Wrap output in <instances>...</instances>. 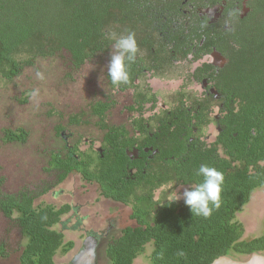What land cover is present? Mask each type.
Instances as JSON below:
<instances>
[{
  "label": "trees",
  "instance_id": "trees-1",
  "mask_svg": "<svg viewBox=\"0 0 264 264\" xmlns=\"http://www.w3.org/2000/svg\"><path fill=\"white\" fill-rule=\"evenodd\" d=\"M117 3L125 5L122 0H0V77L13 82L37 60L52 58L62 63L60 83L74 82L73 75L84 62L103 50L107 40L103 34L110 27V15L115 17ZM255 5L256 18L236 33L235 45L226 53L228 63L219 74L226 103L213 143L170 133L144 139L151 150L130 160L121 145H133L137 140L123 138L120 142L112 124L86 120L87 106L67 116L69 120L50 109L46 120L54 115L61 119L52 126L61 145L34 152L45 156L44 168L55 173V178L45 180L42 187L36 183L12 188L0 171V258L17 252L18 264H57L54 256L73 247L74 242L54 228L69 206L35 204L73 172L95 183L100 196L131 208L134 224L107 242L109 264H135L134 259L148 249L150 264H211L220 256L238 259L264 253V230L244 237L237 217L252 192L264 187V0H256ZM120 12L132 14L126 5ZM108 82L113 88L109 76ZM32 92L24 90L15 97L16 102L27 104ZM91 105V114L99 116L102 103ZM90 124L105 130V135L91 136L89 149L81 150L83 133L72 128ZM28 135L22 126L0 125L1 146L26 144ZM94 140L102 142L95 150ZM202 164L224 175L221 206L207 218L192 215L183 199L169 204L172 197H168L178 185L202 182L196 175ZM167 184L169 190L161 191L153 201L154 192Z\"/></svg>",
  "mask_w": 264,
  "mask_h": 264
},
{
  "label": "flooded vegetation",
  "instance_id": "flooded-vegetation-1",
  "mask_svg": "<svg viewBox=\"0 0 264 264\" xmlns=\"http://www.w3.org/2000/svg\"><path fill=\"white\" fill-rule=\"evenodd\" d=\"M122 1L132 11L131 17L121 13L125 5L117 3L115 17L111 14L107 25L114 27L117 33L126 30L135 33L137 58L129 67V81L118 88H110L108 82L107 64L111 51H114L111 41L106 40L99 55L84 62L83 67L89 68L88 79L93 80L86 83L88 90H92L88 93L91 101L87 104L90 113L86 112L85 119L91 122L102 119L112 124L118 129L120 142L123 138L136 139L134 146L132 143L128 145V142L127 146L121 145L130 160L140 159L142 152L151 150L152 145H144V139L166 137L170 133L181 135L182 138L188 135L189 140L200 138L207 145L213 143L219 130L217 122L226 103L219 89V74L228 63L226 53L233 49L236 33L241 26L256 18V0ZM215 52H219L224 60H220ZM72 80H75V74ZM97 101L103 107L99 116L92 115L89 109ZM90 126L93 130L88 128L82 134V142L88 144L86 150L92 144L91 136L105 135V130ZM210 136H213V140L208 141ZM95 142L98 143L97 147L94 146ZM101 145V141L94 140L92 149L100 148ZM41 173L44 174L38 181L41 187L45 180L52 181L55 178V173L43 166ZM169 188L167 184L157 189L153 201L159 199L161 191H168ZM58 194L62 192L52 193L55 196ZM105 199L129 207L128 220L134 224L130 218V206ZM43 204H52L56 208L69 206L64 214L76 209L68 203L58 206ZM59 223L64 226L65 222ZM80 230L79 237H83L80 248L66 264H98L100 240L95 237L93 230L85 227ZM115 236L117 234L105 239V249L107 242ZM105 249L102 257L108 261Z\"/></svg>",
  "mask_w": 264,
  "mask_h": 264
},
{
  "label": "rangeland",
  "instance_id": "rangeland-1",
  "mask_svg": "<svg viewBox=\"0 0 264 264\" xmlns=\"http://www.w3.org/2000/svg\"><path fill=\"white\" fill-rule=\"evenodd\" d=\"M108 30L115 31V28L109 27ZM61 67L62 63L58 59H40L36 61L34 67L23 71L13 82H7L0 77V125L22 126L29 131L26 144L14 143L6 147L0 144V171L7 178V185L12 188L38 184L44 175L41 173V167H44L45 156L34 150L37 148L51 150L61 145L52 129L54 121L61 119L54 115L46 120V113L53 109L56 113H63L62 119L64 120L71 114H77L91 101L88 93L92 89L88 90L86 83L93 80L88 79L90 74L88 66L82 67L78 73H75V81L67 86L60 83ZM26 89H31L33 92L28 103L21 105L16 102L15 97L21 95V92ZM90 127L88 125L72 128V130H78V133L82 134L86 133L88 128L92 131L93 128ZM64 133L69 135L67 130ZM77 136L75 135V138ZM82 139L84 137L81 138L79 146L81 150H85L88 144L83 143ZM207 140H213V136ZM94 146L97 147L98 143L95 142ZM59 190L62 194L52 195L53 192ZM182 190L183 187L177 186L172 189L170 196L172 197L175 191ZM38 203H53L57 206L68 203L76 208L61 216L60 222H65L64 226L58 223L54 227L64 234L65 240L74 242L73 247L67 253H57L54 256L57 264H66L78 251L83 238L79 237L80 229L84 227L87 230H93L95 237L100 240L98 264L106 262L108 264V261L102 257L105 239L118 235L120 228L126 224H133L128 220L129 207L103 198L99 195L95 183L87 184L77 173H70L53 191L37 198L35 204ZM237 217L243 224L244 237L257 235L264 230V187L252 192L248 203L237 213ZM1 224L2 220L0 227ZM148 250L138 255L134 263L150 264L147 256ZM261 254L264 255V253ZM245 258L247 256L238 258V260ZM234 259L237 260V258ZM0 264H18V253L14 252L5 259L0 258Z\"/></svg>",
  "mask_w": 264,
  "mask_h": 264
},
{
  "label": "clouds",
  "instance_id": "clouds-1",
  "mask_svg": "<svg viewBox=\"0 0 264 264\" xmlns=\"http://www.w3.org/2000/svg\"><path fill=\"white\" fill-rule=\"evenodd\" d=\"M104 38L112 42L110 58L107 64V74L111 83L117 88L129 81V67L135 63L138 53V44L135 33L131 30L117 33L108 31ZM202 182L188 184L180 192L175 191L169 204L183 199L184 204L194 216L209 217L213 209L221 206V192L224 175L221 171L208 165H200L196 171ZM183 255V252L179 253Z\"/></svg>",
  "mask_w": 264,
  "mask_h": 264
},
{
  "label": "water",
  "instance_id": "water-1",
  "mask_svg": "<svg viewBox=\"0 0 264 264\" xmlns=\"http://www.w3.org/2000/svg\"><path fill=\"white\" fill-rule=\"evenodd\" d=\"M215 53L220 60H224V57L219 52ZM211 264H264V255L261 253H251L243 260H236L229 256H220L214 259Z\"/></svg>",
  "mask_w": 264,
  "mask_h": 264
}]
</instances>
